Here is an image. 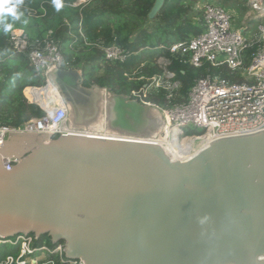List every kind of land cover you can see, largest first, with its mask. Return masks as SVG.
<instances>
[{"label":"water","instance_id":"1","mask_svg":"<svg viewBox=\"0 0 264 264\" xmlns=\"http://www.w3.org/2000/svg\"><path fill=\"white\" fill-rule=\"evenodd\" d=\"M165 2L155 0L150 19ZM48 81L69 127L86 132L104 105L108 133L121 138L9 134L0 145V239L47 236L83 264H264V131L173 161L138 141L159 134L156 109L85 87L80 70H55ZM5 157L18 161L10 171Z\"/></svg>","mask_w":264,"mask_h":264},{"label":"built area","instance_id":"2","mask_svg":"<svg viewBox=\"0 0 264 264\" xmlns=\"http://www.w3.org/2000/svg\"><path fill=\"white\" fill-rule=\"evenodd\" d=\"M245 6L248 9L243 20L245 27L232 30L236 18L234 10L229 11L215 2L204 3L200 7L202 31L185 42L169 47L171 54L180 53L182 58L186 57L184 62L194 68L204 65L215 69L225 67L228 70L226 78L207 75L196 79L186 96L179 97L181 84L176 73L169 69L171 63L167 58L159 57L156 60L159 73L147 78L146 84L131 92V100L152 107L161 114L162 126L169 129L160 130L158 137L176 129V137L185 136L183 142L194 140L205 148L217 140L264 131V0H246ZM31 14L35 15L36 12L32 11ZM253 20L263 22L250 32L246 24ZM8 45L9 52L2 55L25 56L34 75L40 81L43 79L45 86L50 84L48 75L65 66L58 43L49 35L31 41L22 30H12ZM96 47L102 52L104 63L125 60L123 49L115 44ZM247 51L250 53L246 56ZM160 92H163V103L152 104L146 100ZM60 102V105L54 106L52 113L44 112L43 117L31 119L19 129L1 126L0 145L13 132H40L52 138L67 135L68 130L72 133L74 130L68 126V107ZM188 126L201 133L186 134ZM111 137L121 138L115 135ZM17 162L16 159H2L7 171L13 169ZM34 238L22 234L5 241L0 239V244L7 243L14 248L0 264H83L80 260L67 258L64 243L40 244V238Z\"/></svg>","mask_w":264,"mask_h":264},{"label":"trees","instance_id":"3","mask_svg":"<svg viewBox=\"0 0 264 264\" xmlns=\"http://www.w3.org/2000/svg\"><path fill=\"white\" fill-rule=\"evenodd\" d=\"M78 1L59 0L61 8L57 10L56 0H21L17 9L19 19L13 21L9 15L4 21L10 26L9 31L4 32L0 25V127L19 129L31 119L45 115L24 96L28 88H43L34 75L30 78L33 70L26 57L14 55L9 59L2 55L9 51L8 36L12 30H22L31 41L49 35L60 47L64 68L80 70L85 87L95 85L117 95L130 96L146 84L147 78L159 73L156 65L159 57L170 61L169 69L176 73L181 84L179 97L186 96L196 79L207 75L227 77L225 67L194 68L184 62L186 57L169 51L171 44L185 42L202 31V13L193 11V5L202 0H166L152 19L149 14L155 0H85L79 4ZM241 8L247 10L245 6ZM32 11L36 14H31ZM100 44L119 46L125 60L104 63L103 54L96 47ZM163 98L160 92L146 100L158 104L163 103ZM39 241L51 242L47 236ZM13 255L16 256L15 252Z\"/></svg>","mask_w":264,"mask_h":264},{"label":"bare ground","instance_id":"4","mask_svg":"<svg viewBox=\"0 0 264 264\" xmlns=\"http://www.w3.org/2000/svg\"><path fill=\"white\" fill-rule=\"evenodd\" d=\"M51 88L53 90H55L54 87H52L50 84H48L43 88L26 89L24 94L26 95L27 99L33 100V102L41 104V105H43L44 108L49 109L48 102L50 100H52L51 103H54L55 106L56 105L58 106L61 104L60 96H59V93L57 91H56V96L53 97L52 99H50L51 97L49 95L50 93L48 90ZM49 111H50V113H52V110H49ZM101 111H102V113H101L100 120H99L97 125L87 127L86 132H82L80 129H77V128L73 129L70 126L69 128L74 130V131L71 133L68 130L67 135H85V136L98 137L101 134H103L101 136L103 138L111 137V135H105V134H109L108 132H110V131L108 130L107 123L105 124V122H104V117H105V115H107L106 111L104 110V105H102ZM102 120H103V122H102ZM163 129H165V131H166L169 128L167 126H161L160 130H163ZM175 132H177L176 129H174V131H170V133H163L159 137H158V135L155 136L154 135L155 133L152 134V132H150L149 135H151V134L152 135L149 137H155V138L148 139L149 137L148 138L142 137V138H138V141L150 142L153 144H157L158 146H161L163 148L164 152L173 161L187 160L190 157H192L193 155H195L196 153H198V151H200L203 148V146L200 143L194 142V140H188V141H184L182 143L181 142L178 143L177 137H176L177 133H175ZM113 138L117 139L115 137H113ZM122 140H131V139L129 137L125 136ZM1 241H5V240L2 239ZM3 245H8V244L4 243Z\"/></svg>","mask_w":264,"mask_h":264},{"label":"rangeland","instance_id":"5","mask_svg":"<svg viewBox=\"0 0 264 264\" xmlns=\"http://www.w3.org/2000/svg\"><path fill=\"white\" fill-rule=\"evenodd\" d=\"M84 0H79L78 1V4L80 3V2H83ZM213 3V2H215V3H217V4H220L221 6H223L225 9H232V10H234L235 11V13H236V18H234V20H233V23H232V26H231V29L232 30H238V29H242L243 27H245V25H243V20H244V15H245V13H246V11L248 10H245V9H242L241 7H243V6H245V4H246V2L244 3V2H238V0H202V1H199L197 4H194L193 5V11L195 12V13H198L199 14V12H200V7L204 4V3ZM238 3V4H237ZM235 4H237V6H234ZM234 6V7H233ZM245 8H246V6H245ZM230 11V10H229ZM234 13V12H233ZM263 21H257V20H253L252 22H250L249 24H246V26H248L249 27V30H250V32L251 31H255L256 29H257V27H258V25L260 24V23H262ZM10 24H12V23H10ZM5 58H8V55H6L5 56ZM64 70H66L67 68L65 67V68H63ZM76 70V69H75ZM100 74H102V70L101 71H99V73H98V75H100ZM34 75V73H31L29 76H30V78L32 77ZM35 76V75H34ZM35 79H37L38 80V82L40 81V79H38L36 76H35ZM40 83L42 84V83H44V80L42 79V81H40ZM53 85V84H52ZM51 85V86H52ZM54 86V85H53ZM52 86V87H53ZM43 87V86H42ZM45 87V86H44ZM29 89V88H28ZM104 89H106V88H104ZM106 90H108V89H106ZM26 91V90H25ZM27 100V99H26ZM28 101V103H30V104H34V102H33V100H27ZM32 102V103H31ZM52 102V100H50L49 102H48V105H49V109H46V108H44L43 107V105H41V104H34V105H36V106H38L41 110L43 109L44 110V112L46 113H48V114H50V111L49 110H52V112H53V110H55V104L54 103H51ZM41 105V106H40ZM57 106V105H56ZM185 131H186V134H188V135H191V134H194V133H196V134H200L201 133V131L200 130H195L192 126H188L186 129H185ZM184 137L185 136H183V137H180V138H178V143H182L183 142V140H184ZM198 143V142H197ZM39 243L40 244H48L49 242H47V241H39ZM14 250V248H13V246H11V245H3V244H0V258H2L4 255H7L8 253H11L12 251ZM8 256V255H7ZM39 256V255H38Z\"/></svg>","mask_w":264,"mask_h":264},{"label":"clouds","instance_id":"6","mask_svg":"<svg viewBox=\"0 0 264 264\" xmlns=\"http://www.w3.org/2000/svg\"><path fill=\"white\" fill-rule=\"evenodd\" d=\"M21 0H0V25L3 27L4 32L9 31V25L4 23L9 15H11L13 21L19 19L20 13L17 9L20 7ZM55 7L57 10L61 8L59 0H56Z\"/></svg>","mask_w":264,"mask_h":264},{"label":"crops","instance_id":"7","mask_svg":"<svg viewBox=\"0 0 264 264\" xmlns=\"http://www.w3.org/2000/svg\"><path fill=\"white\" fill-rule=\"evenodd\" d=\"M8 52H9V51H8ZM13 56H14V55H13ZM8 58L11 59L12 57H9V56H8ZM39 82H40V81H39ZM42 86H43V87L45 86V82L42 83ZM42 86H41V87H42ZM29 89H34V88H29ZM48 91H49V93H50V94H49L50 97H51L50 99H52L53 97L56 96V91H54L52 88L49 89ZM24 96H25V94H24ZM25 98H26V96H25ZM26 99H27V98H26Z\"/></svg>","mask_w":264,"mask_h":264}]
</instances>
